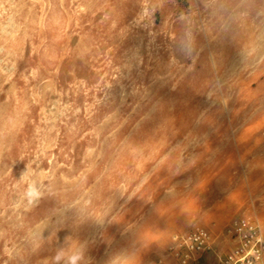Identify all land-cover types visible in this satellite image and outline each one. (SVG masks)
Instances as JSON below:
<instances>
[{
  "label": "rangeland",
  "instance_id": "obj_1",
  "mask_svg": "<svg viewBox=\"0 0 264 264\" xmlns=\"http://www.w3.org/2000/svg\"><path fill=\"white\" fill-rule=\"evenodd\" d=\"M241 217L264 243V0H0V264L223 255Z\"/></svg>",
  "mask_w": 264,
  "mask_h": 264
},
{
  "label": "built area",
  "instance_id": "obj_2",
  "mask_svg": "<svg viewBox=\"0 0 264 264\" xmlns=\"http://www.w3.org/2000/svg\"><path fill=\"white\" fill-rule=\"evenodd\" d=\"M232 247L223 255L216 252L213 236L207 229L197 228L173 236L167 250L170 264H264V243L258 227L249 217L232 221L226 230Z\"/></svg>",
  "mask_w": 264,
  "mask_h": 264
},
{
  "label": "crops",
  "instance_id": "obj_3",
  "mask_svg": "<svg viewBox=\"0 0 264 264\" xmlns=\"http://www.w3.org/2000/svg\"><path fill=\"white\" fill-rule=\"evenodd\" d=\"M232 204H233V202L229 205V207L233 208L234 205H232ZM231 208H229V210H227V208H226V210L223 211L221 218L218 219L217 222H216V220H213L214 223L212 224V228L214 229L215 232H217V234H214V235H216L217 239L220 237V235L223 231V228L225 226V222H227V220H229V216H230L231 211H232ZM168 215H169V213H168ZM172 218H174V215H172ZM219 220H220V222H219ZM167 228L168 227L154 229V264H170L169 258L165 257V253H164L165 251L162 248L163 245L158 242V237L161 235H164L168 230ZM226 244L227 243L223 240H220L219 243L217 240V244H216V240H215V246H217V248L218 247L222 248ZM208 260H210L212 263L215 262V259L212 256L211 257L209 256Z\"/></svg>",
  "mask_w": 264,
  "mask_h": 264
}]
</instances>
